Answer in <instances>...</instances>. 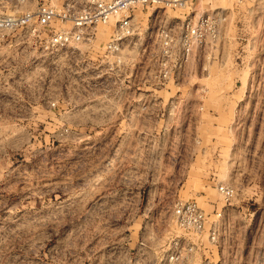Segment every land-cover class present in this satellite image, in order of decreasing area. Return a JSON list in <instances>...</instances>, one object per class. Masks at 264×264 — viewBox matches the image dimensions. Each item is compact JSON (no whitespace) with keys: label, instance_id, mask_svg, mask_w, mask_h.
Here are the masks:
<instances>
[{"label":"rangeland","instance_id":"obj_1","mask_svg":"<svg viewBox=\"0 0 264 264\" xmlns=\"http://www.w3.org/2000/svg\"><path fill=\"white\" fill-rule=\"evenodd\" d=\"M44 1L88 0H0V14ZM152 11H135L138 31ZM211 12L218 41L163 85L119 67L77 87L82 57L40 55L32 29L0 37V264H175L187 241L183 264H264V0H196L159 19ZM188 200L209 216L202 233L176 220Z\"/></svg>","mask_w":264,"mask_h":264},{"label":"built area","instance_id":"obj_2","mask_svg":"<svg viewBox=\"0 0 264 264\" xmlns=\"http://www.w3.org/2000/svg\"><path fill=\"white\" fill-rule=\"evenodd\" d=\"M195 1L88 0L80 6L71 1L61 6L53 2H37L21 12L0 14V37L5 38L18 29H32L42 50L40 55L57 56L63 53L69 59L82 57L84 61L72 68V85L77 87L83 72L96 74L94 78L101 85L105 77L109 76L107 74H114L119 71V67L126 71L129 69L130 76L143 67L147 73H155L159 84L163 85L185 71L200 49L219 39L220 12L177 17L164 22L159 19L169 9L193 8ZM139 8L153 9L150 14L152 25L144 32L138 31L134 23L135 11ZM106 26H112L113 29L108 38L103 40L101 32ZM137 37L142 40L137 55L126 56L124 50L135 47ZM69 64L72 67L71 62ZM100 85L94 84L93 87ZM96 102V98H92L70 100L69 104L87 105ZM51 104L56 106L57 101ZM218 189L227 200L234 196V188L228 185H218ZM174 214L182 229L196 233L204 232L209 218L194 200L178 204ZM196 247L197 244L191 241L182 244L175 242L168 261L175 264L189 263Z\"/></svg>","mask_w":264,"mask_h":264}]
</instances>
